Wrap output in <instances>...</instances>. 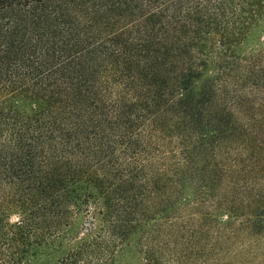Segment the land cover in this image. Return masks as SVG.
Returning a JSON list of instances; mask_svg holds the SVG:
<instances>
[{
    "label": "trees",
    "instance_id": "trees-1",
    "mask_svg": "<svg viewBox=\"0 0 264 264\" xmlns=\"http://www.w3.org/2000/svg\"><path fill=\"white\" fill-rule=\"evenodd\" d=\"M261 238L264 0H0V264H225Z\"/></svg>",
    "mask_w": 264,
    "mask_h": 264
},
{
    "label": "rangeland",
    "instance_id": "rangeland-1",
    "mask_svg": "<svg viewBox=\"0 0 264 264\" xmlns=\"http://www.w3.org/2000/svg\"><path fill=\"white\" fill-rule=\"evenodd\" d=\"M90 216H92V215L90 214ZM86 218H87V215L82 214V213L74 217V219L72 220V225L70 227V232H69L68 238H65V241H64L65 246H68L72 240H74L75 242L79 241V239L83 235L79 230L81 225L82 224H83V226L88 225L86 222ZM16 221H17V216H15V215H12L9 219L10 224L15 223ZM95 224L96 225L98 224L97 221L95 222ZM75 232L80 233L78 236L79 238H71ZM251 251H254L256 253L258 251L259 255H262V254L264 255V238H261L259 244L255 247H249L248 243H246L242 246L241 249L232 248L230 250V253L227 254V260H225L224 262H225V264L231 263V262H228L230 256H232V258H234V260H232V262H236L239 258H241L245 254H247V252L250 253ZM222 259H224L223 256L220 257V260H222Z\"/></svg>",
    "mask_w": 264,
    "mask_h": 264
}]
</instances>
